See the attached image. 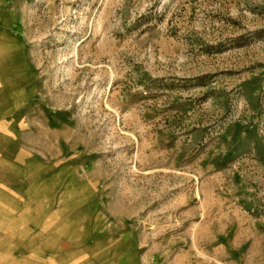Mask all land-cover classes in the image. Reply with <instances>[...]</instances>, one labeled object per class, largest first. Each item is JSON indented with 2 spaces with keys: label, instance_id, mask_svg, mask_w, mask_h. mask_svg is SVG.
<instances>
[{
  "label": "rangeland",
  "instance_id": "rangeland-1",
  "mask_svg": "<svg viewBox=\"0 0 264 264\" xmlns=\"http://www.w3.org/2000/svg\"><path fill=\"white\" fill-rule=\"evenodd\" d=\"M0 264H264V0H0Z\"/></svg>",
  "mask_w": 264,
  "mask_h": 264
}]
</instances>
